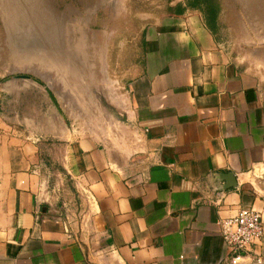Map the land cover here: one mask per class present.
<instances>
[{"label": "crops", "instance_id": "1", "mask_svg": "<svg viewBox=\"0 0 264 264\" xmlns=\"http://www.w3.org/2000/svg\"><path fill=\"white\" fill-rule=\"evenodd\" d=\"M128 73L139 148L83 136L65 151L90 204L86 230L38 194L32 144L4 135L0 264H230L220 219L251 207L264 224V89L203 14L187 8L147 25ZM251 251L264 256V237Z\"/></svg>", "mask_w": 264, "mask_h": 264}, {"label": "rangeland", "instance_id": "2", "mask_svg": "<svg viewBox=\"0 0 264 264\" xmlns=\"http://www.w3.org/2000/svg\"><path fill=\"white\" fill-rule=\"evenodd\" d=\"M49 1L0 0V141L32 144L38 194L86 230L90 204L68 173L66 148L83 136L139 148L127 120L128 70L142 55L144 28L185 0ZM216 1L218 42L264 89V0Z\"/></svg>", "mask_w": 264, "mask_h": 264}, {"label": "built area", "instance_id": "3", "mask_svg": "<svg viewBox=\"0 0 264 264\" xmlns=\"http://www.w3.org/2000/svg\"><path fill=\"white\" fill-rule=\"evenodd\" d=\"M220 232L234 253L230 264H264V256L251 251L254 243L264 237L261 211L244 207L236 215L221 218Z\"/></svg>", "mask_w": 264, "mask_h": 264}, {"label": "trees", "instance_id": "4", "mask_svg": "<svg viewBox=\"0 0 264 264\" xmlns=\"http://www.w3.org/2000/svg\"><path fill=\"white\" fill-rule=\"evenodd\" d=\"M187 8L199 10L208 27L214 32L218 29V17L221 7L216 0H185L170 7L171 13H182Z\"/></svg>", "mask_w": 264, "mask_h": 264}, {"label": "bare ground", "instance_id": "5", "mask_svg": "<svg viewBox=\"0 0 264 264\" xmlns=\"http://www.w3.org/2000/svg\"><path fill=\"white\" fill-rule=\"evenodd\" d=\"M50 1L48 0V2L47 3H49ZM49 11V12H48ZM47 12H46V15H47V17H48V15H49V18L51 17V18H53V17H56V18H59V17H57L58 15H56V12H55V14H53L52 12H50V11H52V10H48Z\"/></svg>", "mask_w": 264, "mask_h": 264}, {"label": "water", "instance_id": "6", "mask_svg": "<svg viewBox=\"0 0 264 264\" xmlns=\"http://www.w3.org/2000/svg\"><path fill=\"white\" fill-rule=\"evenodd\" d=\"M232 178L235 179L234 175L232 176ZM225 179H226L227 181H229V178H228V177H226ZM232 186H237V183L234 181L233 183H229V185H228L227 187H232Z\"/></svg>", "mask_w": 264, "mask_h": 264}]
</instances>
